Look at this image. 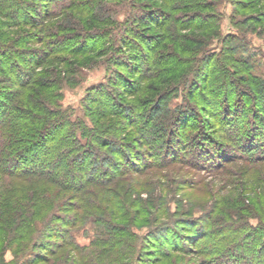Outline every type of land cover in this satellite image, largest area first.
Returning a JSON list of instances; mask_svg holds the SVG:
<instances>
[{"label":"trees","instance_id":"trees-1","mask_svg":"<svg viewBox=\"0 0 264 264\" xmlns=\"http://www.w3.org/2000/svg\"><path fill=\"white\" fill-rule=\"evenodd\" d=\"M83 1L0 0V75L3 73L9 76L8 87H0V181L6 179L33 183L39 180L41 184L39 192L31 191L30 197L23 198L15 195L9 197L6 191L0 193V264H131L138 254L139 244L134 243L136 240L141 242L144 240L145 244L154 245V248L162 242L160 245L166 247V250L162 249L158 252L165 258L177 251L186 254L185 251H189V248L193 246L192 242L197 232L196 229L190 228L193 224L191 215H183L186 217L184 220L180 219L181 221L174 223L177 213H170L168 208L158 205L160 202L149 204L133 198L132 189L122 185L128 181L127 178L131 172L145 176L149 170L160 168L153 161L160 155L168 160V166L177 163L180 156L174 151L172 153V146L175 128L182 124L181 118L160 116L158 123L161 122L162 126L168 129L166 136L163 137H158V134H155L153 138L150 137L152 133H155L151 131L150 123H147L143 130L137 131L143 146L152 145L156 140H161L162 147H167L164 154L153 151L149 156V163L140 166L137 165L139 162H134V157H131L130 160L127 159V169L122 168V159L115 161L113 157L109 159L113 167L111 171L109 165H106L108 167L106 170L98 166L99 161H102L98 149L106 150L111 155L118 154V158H124L127 155V151L122 149L123 143L117 142L120 138L117 135L116 138L113 136L110 138L111 135H107V129H111V125L102 129L95 117L92 128L87 127L86 130L77 132L71 125L70 115L59 109L62 108L61 99H63V88L66 83L64 80L69 77L72 68L77 66L76 62L67 61L62 56L82 58L86 55H94L98 50H105V46L115 47L116 43L124 44L126 47L129 44L127 43L129 39L126 38L127 33L139 43H144L140 37L132 35L127 28L123 31L117 28L111 32L93 30L85 33L78 30L82 26L64 22L62 18L66 12L71 11L77 15L79 10L98 22H106L98 13L99 6L96 0ZM159 1H161L159 8L162 10L158 9L154 12L157 15L160 14L156 18L151 17L149 21L150 26L158 33L157 45L153 53L156 55L160 49L164 48L168 40H174L175 57L168 56L167 61L160 59L155 67V71L158 72L154 73L153 77L163 76L164 79L158 82L160 86L150 87L153 92L157 91V95L143 101L138 99L133 105L139 112L141 120L146 117L144 109L152 108L156 111L155 113L161 112L162 104L178 92L179 75L178 77L175 75L183 74L184 71L181 68L190 64L183 63L178 55V50L182 51V47L179 48V41L194 44L191 50L185 47L183 51L197 56L199 50L207 48L204 39L206 35H219V27L215 22L217 13H212L211 17L207 16V22L202 20L194 23L188 20L180 24L175 17L167 21L168 12L173 14L176 11L187 12L199 8L209 10L212 8L210 2L206 3L204 0ZM259 1L264 2V0ZM38 5L42 6V9L37 13ZM258 5H252V11L256 10ZM164 8L169 11L165 13ZM245 9H249V6ZM168 22L169 24H166ZM86 24L87 27L92 25ZM188 27L202 34L201 38L195 35L193 37L183 35V31ZM11 28L18 30L14 36L7 32ZM4 29L7 31H3ZM227 48L228 54L231 48ZM138 58L137 55H133L132 61L138 62ZM153 58L152 56L151 60ZM226 61L232 63L233 60L226 59ZM59 63L60 68H56V71L51 70V66L56 67ZM207 70L206 67L202 71L201 69L197 71L203 72L206 77ZM195 72L196 69H193L192 76ZM51 76L55 78L53 81L50 80ZM150 76L152 74L147 77ZM190 76L186 75L185 80L183 79L184 84L189 81ZM145 77L143 74L140 75L142 82L138 86L139 89L145 88L147 84V81H144L147 78ZM106 96L107 94H104L103 99L107 100ZM155 102L159 104L156 105ZM103 108V112L99 115L101 119L123 116L112 111L105 112L108 106ZM205 109L204 112L207 114L208 108ZM165 111L168 110L165 109ZM149 114L148 111L147 116ZM208 116L211 119L204 118L205 126L213 130L219 126L217 122L218 120L221 122V118L218 116L214 118L212 114ZM141 120L133 121L131 118L130 122L133 123L130 127L133 124H143ZM118 124L120 127L111 130L118 129V134L124 136L127 127H124V123ZM188 127L190 125L185 124L182 131L185 133ZM219 127L224 128L221 134L223 142L237 145L231 135L225 133L228 126L220 125ZM234 150H231V153ZM251 151L244 154L247 155L246 158L249 159L248 156L253 155ZM103 160L107 159L103 158ZM262 160L264 157L259 156L254 161ZM161 210L164 212H162L163 218L156 216ZM142 218H145L146 223L151 227L148 231L151 234L148 233L138 239L133 225L139 224ZM262 218L264 217L258 214L257 219L260 225L264 223ZM89 222L95 225L98 232L88 246H83L77 242L70 230H74L79 224L85 225ZM216 222L214 220L211 225H215ZM223 223L226 226L224 232L227 233L224 239L228 243H237L243 238L247 240V235L244 234V237L238 241L243 226L249 225L247 221H226L225 219ZM211 225L209 222L208 226ZM178 228H182L185 237L178 238L180 234ZM171 232L174 234L172 238H169L168 234ZM153 234L155 237L152 236ZM200 234L203 232L201 231ZM205 235H198L197 238L201 239ZM182 239L184 243L180 245L178 242ZM198 241L196 240V244ZM212 245L215 252L218 247H225L224 244H217V242H212ZM241 246L239 245V250ZM262 248L264 249V245ZM9 252L13 254L11 261L5 260ZM237 252H231L233 257L242 259L241 254ZM214 254L216 253H210V256L213 257ZM161 256L157 260L162 261ZM260 263V261L257 262V264Z\"/></svg>","mask_w":264,"mask_h":264},{"label":"rangeland","instance_id":"rangeland-1","mask_svg":"<svg viewBox=\"0 0 264 264\" xmlns=\"http://www.w3.org/2000/svg\"><path fill=\"white\" fill-rule=\"evenodd\" d=\"M96 2L100 8H98V13L106 22H98L93 17H87L80 10L77 15L71 11L66 12L62 20L68 24L82 26L78 30L85 33L93 30L111 32L117 28L123 31L127 28L132 35L140 37L144 43H139L127 33L126 38L129 39L127 41L129 44L126 47L124 44L116 43L115 47L105 46L107 51L106 49L98 50L94 55H86L82 58L62 56L67 61L76 62L77 66L72 68L71 74L64 80L66 83L63 88V99H61L62 108L59 109L70 115L71 125L77 132L86 130L87 127L92 128L95 117L102 129H106L108 125H111L113 129L120 127L118 123H124V127H127L124 136L118 134V129H107V135H111L110 138L112 136L116 138V135L120 138L117 142L123 143L122 149L127 151L126 157L118 158V154L111 155L106 150L98 149L102 156V161H99L98 166L106 170V165H109L111 171L113 167L109 159L113 157L115 161L122 159V168L127 169V159L130 160L131 157H134V162H139L137 165L140 166L149 163V156L153 151L164 154L167 147H162L161 140H156L152 145L143 146L137 131L143 130L147 123H150L151 131H155L150 137L153 138L155 134L163 137L168 129L162 126L161 122L158 123L160 116L181 118L182 124L175 128L172 146V153L175 152L180 156L177 163L168 166V160L160 155L153 159L160 168L149 170L145 176L131 172L127 178L128 181L122 185L132 189L133 198L149 204L160 202L158 205L168 208L170 213H177L174 223L181 221L180 219L184 220L186 217L183 215H191L193 224L190 228L196 229L197 232L192 242L193 246L189 248V251H185L186 254L181 251L169 252L168 258L162 257L158 252L162 249L166 250V247L160 245L162 242L159 246L157 245L158 248H154V245L145 244L144 240L142 242L136 240L134 243L139 244L138 254L131 264H257L258 261L264 264V249L262 248L264 245L262 225L264 223L260 225L257 219L258 214L264 217V160L254 161L259 156L264 157V2L204 0L212 4V10L199 8L187 12L176 11L173 14L164 8L165 13L169 14L167 21L175 17L180 24L188 20L194 23L202 20L207 22V16L211 17L212 13H217L215 22L219 27V35H206L204 39L207 48L199 50L197 56L183 51L185 47L191 50L194 44L179 41V48L182 47V51L178 50V55L183 63L190 64L180 67L184 71L183 74L175 75L176 77L179 75L178 92L162 104L163 111L155 113L156 111L152 108L144 109L146 117L143 120L133 105L138 99L143 101L157 95V91L153 92L150 87L160 86L158 82L164 79L163 76L153 77L154 73L158 72L155 71V67L160 59H166L168 56L175 57L174 40H168L164 48L160 49L156 55L153 53L157 45L158 33L153 30L149 21L151 17L156 18L160 14L157 15L154 12L158 9L162 10L159 8L161 1L96 0ZM252 5H258L256 10L252 11ZM246 6H249V9H245ZM37 9L38 13L42 6L38 5ZM107 16L108 19H106ZM86 23L92 24L91 27H87ZM7 32L14 36L18 30L11 28ZM183 35L189 37L195 35L201 38L202 34L188 27L183 31ZM227 47L231 48L228 54ZM133 55L139 57L138 62L132 61ZM152 56L154 58L151 60ZM226 59L233 61L229 63ZM209 62H211L210 67H208ZM193 66L194 68H191ZM58 67H61L60 63L56 67L51 66V70L56 71ZM206 67L208 76L205 77L201 71ZM193 69H196V72L192 76ZM198 69L201 71L198 72ZM141 74L146 77L152 74L144 78L147 84L143 89L138 87L142 82ZM188 74L191 75L190 79L184 84ZM51 77L50 80L53 81L55 78ZM0 82H2L0 87H8L9 76L2 73ZM136 93L137 95H134ZM104 94H107V100L103 99ZM107 106L109 111L105 112L112 111L123 116L101 119L99 115L103 112V107ZM204 108L205 110L208 108L207 114ZM148 111L150 114L147 116ZM211 114L215 116L214 118L217 116L221 118V122L219 120L217 122L219 126H228L225 133L231 135L237 145L223 142L221 134L224 128L221 129L219 126L213 130L206 128L204 118L211 119L208 116ZM131 118L133 121L141 120L143 124H133L130 127L133 123L130 122ZM185 124H189L190 127L184 133L182 130ZM249 142L251 144H248ZM231 150L234 152L231 153ZM250 150L253 155L248 156V159L244 154L250 153ZM137 156L142 159L139 160ZM206 158L207 161H205ZM2 180L4 181H0V193L6 191L9 197L14 195L23 198L30 197L31 191L39 192L38 190L41 189L39 180L33 183ZM162 212V210L159 211L156 216L163 218L164 212ZM225 219L226 221H247L249 225L243 226L238 241L244 237V234L247 235V240L243 238L240 242L228 243L224 239L227 234L224 232L226 231L225 223H223ZM214 220L217 221L216 224L211 225ZM146 221L142 218L139 224L133 225L138 239L148 233L151 234L148 232L151 227ZM162 221L164 222L163 219ZM183 225L186 226L185 223ZM178 229L180 233L178 238L185 237L182 228ZM70 231L79 244L88 246L96 237L98 229L89 222L85 225L79 224ZM201 231L206 235L200 239L197 237L203 235L200 234ZM221 233L223 235H219ZM158 234L161 235V233ZM173 234V232L168 234L169 238H172ZM152 236L155 237V234ZM196 240H199L197 244ZM211 241L224 244L225 247H218L215 252ZM178 243L182 245L184 239L179 240ZM239 245H242L240 250ZM227 250L238 251L242 259L233 257L232 253ZM210 253L218 255L214 254L211 257ZM159 256L163 258L162 261L157 260ZM12 259L13 254L7 253L5 260L11 261Z\"/></svg>","mask_w":264,"mask_h":264}]
</instances>
